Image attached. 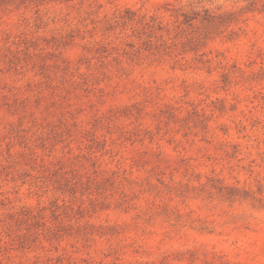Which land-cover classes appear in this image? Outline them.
Instances as JSON below:
<instances>
[{
  "label": "rangeland",
  "instance_id": "rangeland-1",
  "mask_svg": "<svg viewBox=\"0 0 264 264\" xmlns=\"http://www.w3.org/2000/svg\"><path fill=\"white\" fill-rule=\"evenodd\" d=\"M0 264H264V0H0Z\"/></svg>",
  "mask_w": 264,
  "mask_h": 264
}]
</instances>
